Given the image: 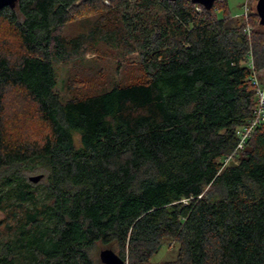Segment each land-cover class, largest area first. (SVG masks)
I'll list each match as a JSON object with an SVG mask.
<instances>
[{"label": "trees", "instance_id": "obj_1", "mask_svg": "<svg viewBox=\"0 0 264 264\" xmlns=\"http://www.w3.org/2000/svg\"><path fill=\"white\" fill-rule=\"evenodd\" d=\"M226 1L0 10V264H102L98 245L147 264L165 240L177 255L159 264H264V124L223 166L256 106L248 64L264 70V28L251 10L230 17ZM83 15L99 19L66 38ZM100 44L135 55L142 79L63 100L55 65ZM13 91L41 133L10 115ZM34 171L43 184L26 180Z\"/></svg>", "mask_w": 264, "mask_h": 264}, {"label": "rangeland", "instance_id": "obj_2", "mask_svg": "<svg viewBox=\"0 0 264 264\" xmlns=\"http://www.w3.org/2000/svg\"><path fill=\"white\" fill-rule=\"evenodd\" d=\"M257 0H227V11L230 17L240 16L243 13L244 5H247L249 11L256 12ZM107 8H110L107 2H104ZM106 14V13H104ZM222 16V13L218 14ZM98 15L85 16L74 19L66 25L62 31L66 38H73L78 34H86L95 26L98 21ZM105 23V21H103ZM111 25L108 24V28ZM119 48V49H118ZM110 48L107 45L100 44L92 52H86L81 58L69 61L66 64H56L57 87L56 90L63 100L70 99L76 94H98L103 90L111 88L113 85H126L130 78L142 79L138 61L135 55L120 58L121 47ZM259 77L264 80V70L259 72ZM9 113L17 119H22L20 128H25L26 132L34 135V132L42 131L38 120L31 115V106L18 93L11 92L7 101ZM36 132V133H37ZM29 134V135H30ZM42 176V179L33 183L31 177ZM26 180L32 186H39L44 183L45 175L41 171L25 173ZM0 218H3L0 216ZM107 247L96 246L93 248V256L98 258L99 253L106 250ZM108 249V248H107ZM177 255V244L172 240H165L160 250L152 256L147 264H159L162 262L175 260Z\"/></svg>", "mask_w": 264, "mask_h": 264}, {"label": "built area", "instance_id": "obj_3", "mask_svg": "<svg viewBox=\"0 0 264 264\" xmlns=\"http://www.w3.org/2000/svg\"><path fill=\"white\" fill-rule=\"evenodd\" d=\"M248 13L249 9L247 5H244L243 13L239 17L247 18ZM251 63L249 61L248 66L252 71L250 82L256 91V106L252 112L251 119L238 130L236 146L233 152L224 159L223 166L228 165L243 150V146L251 134L264 124V80L260 79L259 74L254 70Z\"/></svg>", "mask_w": 264, "mask_h": 264}, {"label": "water", "instance_id": "obj_4", "mask_svg": "<svg viewBox=\"0 0 264 264\" xmlns=\"http://www.w3.org/2000/svg\"><path fill=\"white\" fill-rule=\"evenodd\" d=\"M18 0H0V10L3 8L13 9ZM168 2H174L176 0H167ZM192 4L199 5L206 11L211 10L215 0H190ZM256 14L259 19V23L264 28V0H257L256 3ZM42 179V176L31 177L30 182L37 183ZM99 258L102 264H125V262L112 250L106 248L99 253Z\"/></svg>", "mask_w": 264, "mask_h": 264}]
</instances>
